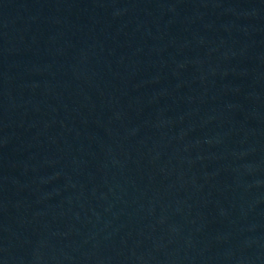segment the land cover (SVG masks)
<instances>
[{
  "label": "water",
  "instance_id": "95a60500",
  "mask_svg": "<svg viewBox=\"0 0 264 264\" xmlns=\"http://www.w3.org/2000/svg\"><path fill=\"white\" fill-rule=\"evenodd\" d=\"M0 264H264V0H0Z\"/></svg>",
  "mask_w": 264,
  "mask_h": 264
}]
</instances>
